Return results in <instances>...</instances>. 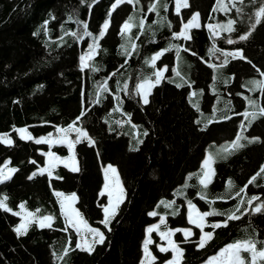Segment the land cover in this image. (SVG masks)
<instances>
[{"label": "trees", "instance_id": "1", "mask_svg": "<svg viewBox=\"0 0 264 264\" xmlns=\"http://www.w3.org/2000/svg\"><path fill=\"white\" fill-rule=\"evenodd\" d=\"M186 2L177 14L175 0H121L118 5L116 0H0V134L13 141L11 146L0 143V167L8 162L17 169L10 180L0 184V200L6 196L12 212L23 204L39 217H53L50 227L30 223L26 233L18 236L14 229L20 217L0 209V264H139L145 230L160 216L170 229L191 227L186 219L188 201L199 212L215 209L221 215L205 218L204 231L213 236L203 248L198 247V228L191 227L193 233L187 241L180 231L174 233L173 240L182 252L179 264L201 263L237 241H255L258 249H264V209L252 214L247 204L253 195L260 197L253 201V207L264 204V173L246 192H240L264 166V116L252 119L249 115L245 120L237 115L258 113L259 107H264V94L259 89L248 91L250 81L264 80V17L247 41L226 42L229 36L235 40L250 30L254 12L264 0L255 4L244 0L243 5L236 0L237 7L243 8L242 16L235 8L227 16L213 11L218 3L231 7L233 0ZM150 7L155 10L150 12ZM195 13L199 14V25L188 30L190 39L173 37ZM229 18L236 20L235 31L217 29L219 36L213 37L208 25L226 23ZM105 21H109V29L99 39L90 67L82 71L80 56L87 52L92 36L98 37ZM126 22L130 28L120 35ZM84 23L92 36H83ZM165 49L170 50L155 65L146 63ZM237 49L247 60L229 57L226 65L216 69L205 63L219 65L225 59L222 52ZM163 66L167 70L151 91L147 105L139 97L118 90L125 83L132 90L145 79L154 81V72ZM111 73L115 75L107 80L108 92L100 91L97 102L98 85ZM249 99L257 106L250 105ZM115 108L119 110L113 111ZM82 109L86 114L75 127L83 128L94 144L82 140L73 146L79 171L57 166L51 178L39 175L45 153L51 149L66 156L67 149L37 144L35 139L67 128L81 116ZM241 122L247 129L245 137L259 139L241 140L243 147L225 153ZM18 128H26L33 139H21L16 134ZM69 137L74 141L76 133ZM210 154L214 175L203 188L198 183L201 163ZM104 165L116 168L124 190L111 231L98 223L103 219L100 205L106 204L105 196H100ZM34 172L37 175L28 179ZM57 191L74 193L75 207L86 225L104 232L105 242L96 245L91 254L75 249L76 233L64 230ZM241 200V211L236 213L241 219L229 221L226 227H211L224 221ZM172 201V207H167ZM245 209L248 214H243ZM150 212L157 215L150 216ZM155 245L153 242L149 247L156 257L153 264L171 258L170 251L160 252ZM241 255L247 258L249 254Z\"/></svg>", "mask_w": 264, "mask_h": 264}, {"label": "snow or ice", "instance_id": "2", "mask_svg": "<svg viewBox=\"0 0 264 264\" xmlns=\"http://www.w3.org/2000/svg\"><path fill=\"white\" fill-rule=\"evenodd\" d=\"M121 2V0H116V4L118 5ZM128 2H133V0H128ZM135 2H138V0H135ZM251 2L253 4L256 3V0H251ZM240 4H244V0H239ZM116 5H114L113 7L115 8ZM180 2L178 0L177 2V6H176V11L177 14H179V9H180ZM184 6H187V2L186 0H184ZM235 8L236 13L238 15H244L243 12V8L242 7H237L236 4V0H233L231 7H228L225 4L222 3H218L217 7H214L213 11H220L223 12L226 16L228 15V13H230L232 11V9ZM154 7H150L149 11H154ZM110 16V14H109ZM198 16L199 14H194L191 19L188 21L187 24H184L183 29L181 30V32L179 34L177 33H173V37H183L184 40H188L190 39V36L188 35V30L190 28H194L197 27V20H198ZM254 16H255V21L253 23L250 24V30L240 34L238 36L237 39H233L231 38V36H229L227 38V44L228 45H232L234 43H237L239 41H247L249 39V36L252 35V30H254L257 25H259L261 23V18L264 17V4H262L255 12H254ZM249 20H251V16L248 17ZM131 19V18H129ZM47 24V21L45 22V25ZM236 24V20L229 18L227 19L226 23H219L217 25H215V27L213 28V26H209V28L213 31V35L216 36L217 35V29L222 30V31H227L229 33H232L233 31H235L234 25ZM84 28V32H83V36H92V33L88 32V25L86 23H84L83 25ZM109 21H105V23L102 25L100 31H99V35L97 36H92V43L88 45V50L87 52H85L83 55L80 56V67L81 70L83 71L86 68L90 67V61L93 60L95 53L97 52V49L99 47L98 41L99 39L103 38L106 34V31L109 29ZM141 28H143V21H141ZM130 25L129 23H124L123 26L121 27L120 30V35H125L126 30H129ZM71 35H73L74 37L77 38H83L82 36H80L77 33H71ZM122 48L125 47V45H121ZM133 48H135V45H133ZM170 49H165V50H161L158 51L156 54H154L151 57L150 62L146 61V63H150L151 65H155V62L157 61V59L164 55L165 51H168ZM185 51H188V49H185ZM125 54L127 56H131L130 52H125ZM179 50H177L176 55L179 56ZM193 55H195V53H193ZM222 55L225 57L224 60L220 61L219 65H214L211 63H208L207 61H205V63L207 64V66L209 68H213L216 69L218 67H222L224 65H226L228 63V58L231 57L233 60L236 59H240V60H247V58L243 55V51L241 49H237L234 51H224L222 52ZM219 59V58H217ZM250 63V61H248ZM125 63H127V60H125ZM167 66H165L166 70ZM93 71H97L98 69H96L95 67H92ZM164 70H157L154 72V76H155V80L154 81H150L148 79H145L143 82L141 83H137L135 85V88L130 90L127 83H125L122 88H119V91H123L125 95L135 98V97H139L140 100H142L143 104L147 105L149 103L148 100V96L150 95V90L155 87L156 85H158L161 81V79L163 78V71ZM257 71H259V69H257ZM115 75V73H111L109 74V76L105 79V82L103 85H98V92H97V102H99V97H100V91L103 92H108V88H107V80L111 79L112 76ZM262 75H264V73H262ZM215 76L213 77V79L215 80ZM225 83H227V81H225ZM250 84L252 85L251 88H248V91H256L257 89H259L261 91L262 94H264V80H253L250 81ZM178 87L180 85H177ZM237 95H242L241 93H237ZM115 99L118 100L119 103V98L118 97H114ZM247 99V98H246ZM249 103L250 105H252L253 107H256V101L255 100H251L249 99ZM119 108H115L113 109V111H118ZM86 114V111L82 109L81 111V116L76 118V121H74L72 124H69L67 128H57V132L60 133H64L63 136H61L59 139L61 142L67 140V147L69 150V153L72 152L73 150V146L77 143H80L82 140H87L88 144L91 146L94 144V141L89 137L88 133L80 127H75V124L77 122L80 121V119ZM237 115H243L245 120L248 119L249 115H251L252 119H255L257 117V115L259 116H264V107H259V111L258 113L256 111H253L251 113H249L248 111H245L244 113H237ZM232 117H226V119H231ZM211 122V121H210ZM240 130L237 132L235 139L231 142L228 143V146L223 150L225 153L229 152L230 150H235L237 148L243 147L244 145H242L240 143L241 140H245L248 139L249 142H252L253 140H257L259 138H247L244 135V132L247 130L246 126L243 122L240 123ZM20 132V138L21 139H25V132L26 129H19L18 130ZM69 132H75L76 133V139L73 140H68L67 137V133ZM145 136L148 135L147 132L144 133ZM27 139L31 140L32 137L29 135L27 136ZM0 143H4L6 145L11 146L13 144L12 139H10L8 137V135H0ZM35 143L40 144V143H52V139H51V135H49L48 138L46 139H36ZM49 155H52L51 153H49ZM55 159H59V157H55ZM213 159L214 157L210 154L206 159L203 160L202 162V175L200 176L198 183L203 186V188H207L208 184L211 183L212 180V176L214 175L213 170L211 168V165L213 163ZM32 163H36L35 161H32ZM67 167H69V170L72 172H76L79 171L78 167L76 166V162L75 159H72V163L71 165H66ZM17 171L16 168H8L7 171H4L3 168H0V184H3L5 181H8L12 178V173H15ZM45 171H48V175L51 178L52 176V172L41 168L39 170V175H44ZM108 172H112L113 174L116 173V169L112 166H108V168L105 170V189H108V184H107V173ZM262 173H264V166H262L259 171L254 174L247 182L246 185H244L243 188L240 189V192H246L248 185L253 184L257 177L260 176ZM35 175H37V173H33L31 176L28 177V179H32ZM59 178V177H58ZM230 183V182H229ZM187 186V185H185ZM240 192L236 193V196L240 195ZM55 195L57 197H63L62 200L59 201L60 203V208H61V214L64 216L65 218V228L64 230L66 231L68 229L69 226H71L72 228L75 229L76 233H77V237H81L83 235V239H78L76 244H75V249H79L82 252H87L88 254H91L94 251V248L96 245H100L103 244L105 242V234L104 232H102L100 229L98 228H93V227H88L83 219L80 217V213L72 207V205L76 202L77 200V196L75 194H72L70 196H64L63 193L61 192H55ZM105 192L102 191L100 192V196H104ZM107 196H108V203L106 205L101 204L100 206L103 208V219L100 220L98 223L102 224L104 228L108 229V231H111L110 228V224L112 222V220L116 217L117 215V211L119 209L120 204L123 203V189L119 187V185H116V194L114 195L112 190H108L107 191ZM200 198L204 199L205 195L203 192L200 193ZM233 199L235 197H232ZM7 199V197L5 196L4 199L0 200V209H2L4 212H12V210L6 205L5 200ZM260 197L253 195L252 197H250L247 201V204L249 206V208H251L252 214L255 213H259L262 211V209H264V204H256L255 207H253V201L259 200ZM226 202V201H225ZM161 203H164V201H161ZM175 202H169L167 203V207L171 208L172 205ZM244 203L243 200L240 201L239 204L236 205L235 211L232 212L231 214H228L226 216V219L222 222H217L211 225V227L218 228L221 226H227L229 221L232 220H239L241 219L240 215H237V212L241 211V205ZM21 208L24 207L23 204L20 205ZM188 222L190 224L195 225L196 227L200 228L201 230V236H200V240L198 243V247L199 248H203L205 246V243L210 240L213 236L212 232H204V226H205V218L208 216H212V215H221V213L216 212L215 209H213L212 211H205L203 213L197 212L195 209V206L192 204L191 201H188ZM195 213V217L194 214ZM13 215H19V213L16 212H12ZM243 214H248V209H245ZM29 215H31V213H29ZM150 216H156L157 213L156 212H150L149 213ZM53 220L52 216H48L45 215L43 216L40 220H39V227L40 228H44V227H50L51 226V221ZM164 223V218L161 217L160 218V224ZM83 229H86V232H82V227ZM159 228V224L155 225L154 227H149L147 229L148 233H152L153 231L158 230ZM26 225L25 224H21L20 226L16 227L14 229V231L17 233V235H23L26 233ZM176 231H181L180 229H177ZM172 232L168 231V232H161L160 236L161 238H168V243L169 245H171V249L174 253H176V255H182V252L180 251L179 247L174 244L171 240V236H172ZM183 235L185 237V240L187 241V239L192 235V231L190 229H185L183 230ZM88 237H91V239H89ZM150 241L146 240L145 241V247H144V254L146 257H148L150 260H155L156 257L152 256L149 253L147 244ZM74 249V250H75ZM159 251L160 252H167L169 251L168 248L166 247H159ZM68 249H65V254H67ZM242 253H248V257H243L241 254ZM258 261H264V249H258L257 248V242L255 241H251V240H246V241H237L231 244H228L226 247L222 248L220 250V252L218 253V255L213 256L211 259L208 260V264H258ZM141 264H145L144 261H141ZM166 264H177L176 259L174 258L173 260L167 261Z\"/></svg>", "mask_w": 264, "mask_h": 264}, {"label": "rangeland", "instance_id": "3", "mask_svg": "<svg viewBox=\"0 0 264 264\" xmlns=\"http://www.w3.org/2000/svg\"><path fill=\"white\" fill-rule=\"evenodd\" d=\"M177 2H178V0H175V4H176V6H177ZM179 2H180V8L182 7V3H184V0H179ZM195 14H197V13H195ZM194 15V14H193ZM188 23V22H187ZM186 23V24H187ZM197 24L199 25V16H198V20H197ZM209 26H213V28L215 27L214 25H212V24H209L208 25V28H209ZM184 27V26H183ZM183 27H182V29H183ZM209 30L211 31V34L213 35V31L209 28ZM217 31V30H216ZM181 32V31H180ZM214 36V35H213ZM219 36V33H218V31H217V35L216 36H214V37H218ZM165 69V66H163L162 67V69H158V70H164ZM165 71V70H164ZM152 90V89H151ZM151 90H150V92H151ZM142 101V100H141ZM19 129H26V128H18V129H16V134L20 137V132L18 131ZM71 132H69V133H67V137H68V140H71V138L69 137V134H70ZM0 135H6V134H0ZM25 139H23V140H29V139H27V136H31L32 137V139H33V135H32V133L30 132V131H28L27 129H26V132H25ZM49 135H51V139H52V143L51 144H49V143H45V144H47L49 147H51V146H53L54 144H62L63 146H65L66 147V149H67V155L66 156H60V155H58V154H52L51 152H50V150L47 152V153H45V158H46V155H47V158L45 159V164H44V166L43 167H40V168H38V170H37V173H39V170L41 169V168H44V169H47V170H49V171H53L52 169L56 166V165H62V166H64V167H66L67 169H69V167H67L66 165H71V163H72V159L74 158L75 159V162H76V166L78 167V165H77V161H76V156H75V154H74V148H73V150H72V152L71 153H69V150H68V147H67V140H65V141H63V142H61L60 141V137L61 136H63L64 135V133H60V132H55L54 134H49ZM49 135H47V136H44V137H40V138H38V139H46V138H48L49 137ZM10 139H11V137L10 136H8ZM49 153H51L52 155H49ZM55 157H59V159H55ZM208 157V155L206 156V158ZM205 158V159H206ZM47 161V162H46ZM47 163V164H46ZM108 166H112V165H104L103 167H102V174H103V179H104V184H103V189H102V191H104L105 192V198H106V204L108 203V196H107V191L108 190H112L113 191V193H114V195L116 194V185L118 184L119 185V187L120 188H122L123 189V187H122V185H121V181H120V178H119V175H118V172H117V170H116V173L115 174H113L112 172H108L107 173V177H108V179H107V184H108V189L106 190L105 189V183H106V181H105V170L108 168ZM112 167H114V166H112ZM0 168H3L4 169V171H7V169L8 168H11L10 166H8V162H4V164L0 167ZM115 168V167H114ZM211 168H212V170H213V166L211 165ZM116 169V168H115ZM45 172H47V175H48V171H45ZM46 174V173H45ZM101 191V192H102ZM62 193V192H61ZM64 194V196H70V195H72V194H74V193H69V194H66V193H63ZM56 198H57V200H58V204H59V206H60V203H59V201L60 200H62L63 199V197H57L56 196ZM123 199H124V190H123ZM76 203V202H75ZM75 203L72 205V207L73 208H75L76 210H77V208L75 207ZM105 204V205H106ZM196 209V208H195ZM60 210H61V208H60ZM103 210V209H102ZM78 211V210H77ZM188 206H186V219H187V222H188ZM196 211L197 212H199L197 209H196ZM79 212V211H78ZM103 212V211H102ZM16 213H19V217H20V222H19V224L16 226V227H18V226H20L22 223L23 224H25L26 225V229H27V225L28 224H30V223H36L37 225H39V220L42 218V217H39L38 215H36V213H33V212H29V211H27V210H25L24 208H21L20 206H19V210L16 212ZM29 213H31V215H29ZM200 213H202V212H200ZM104 215V214H103ZM194 215V217H195V213L193 214ZM63 216V215H62ZM80 217H81V215H80ZM63 218H64V216H63ZM82 218V217H81ZM160 218L161 217H159V219H158V221H157V223H155V224H153V225H151V226H149V227H154L155 225H158L159 224V228H158V230H156V231H153L152 233H148V231H147V229L149 228V227H147L146 228V230H145V239H144V242H143V245H142V250H143V252H142V258H141V260H140V262H139V264H141V261H144L145 262V264H153V262L156 260H150L148 257H146L145 256V254H144V247H145V241L146 240H148V241H150L148 244H147V247H148V250H149V253L152 255V256H154V254H153V252H152V250L149 248L150 247V245L151 244H153V242H155L156 243V249L157 250H159V247H166V248H168L169 249V251L171 252V258L169 259V260H166L165 262H163L162 264H166V262L167 261H170V260H173L174 258L176 259V261H177V264L180 262V260H181V255H176V253H174L173 251H172V249H171V245H169V243H168V238H161V236H160V233L161 232H168V231H171L173 234H172V236H171V240H172V242H173V236H174V233H175V231L176 230H174V229H170V228H168V227H166L165 226V217H163L164 218V223L163 224H160ZM52 222V221H51ZM50 222V223H51ZM64 223H65V218H64ZM85 223V222H84ZM86 224V223H85ZM190 224V223H189ZM190 225H192V226H194V227H196L195 225H193V224H190ZM205 225H206V223H205ZM15 227V228H16ZM82 227V232H86V229H83V226H81ZM89 227V226H88ZM205 227V226H204ZM68 228H70V229H72L75 233H76V231H75V229L74 228H72L71 226H69ZM196 228H198V227H196ZM185 229H190L191 231H192V233H193V229H191V228H183V229H181V234H182V236L184 237V235H183V230H185ZM199 230H200V228H198ZM200 232H201V230H200ZM17 234V233H16ZM201 234L202 233H200V236H201ZM76 235H77V233H76ZM153 235H154V238H155V240L153 239ZM192 236V235H191ZM190 236V237H191ZM189 237V238H190ZM84 237H83V235L81 236V237H77V240L78 239H83ZM89 239H91V237H88ZM185 238V237H184ZM188 238V239H189ZM174 243V242H173ZM198 243H199V241H198ZM228 245V244H227ZM227 245H225V246H223L222 248H224V247H226ZM222 248H220L215 254H213V255H211L210 257H208L205 261H203V262H201V263H198V264H208V260L209 259H211L213 256H216V255H218V253L220 252V250L222 249ZM155 257V256H154Z\"/></svg>", "mask_w": 264, "mask_h": 264}, {"label": "crops", "instance_id": "4", "mask_svg": "<svg viewBox=\"0 0 264 264\" xmlns=\"http://www.w3.org/2000/svg\"><path fill=\"white\" fill-rule=\"evenodd\" d=\"M122 26H123V25H122ZM242 142H243V141H242ZM50 152H51V151H50ZM51 153H52V152H51ZM52 154H53V153H52ZM46 158H47V155H46ZM46 158H45V159H46ZM205 158H206V157H205ZM46 162H47V161H46ZM46 164H47V163H46ZM57 166H62V165H56L53 169H55ZM53 169H52V170H53ZM45 173L47 174V172H45ZM180 229H183V228H180Z\"/></svg>", "mask_w": 264, "mask_h": 264}, {"label": "clouds", "instance_id": "5", "mask_svg": "<svg viewBox=\"0 0 264 264\" xmlns=\"http://www.w3.org/2000/svg\"><path fill=\"white\" fill-rule=\"evenodd\" d=\"M158 69H162V67H160V68H157L156 70H158ZM166 70H167V68H166ZM166 70L164 71V73L166 72ZM154 88V87H153ZM153 88H152V90H153ZM151 90V91H152ZM151 94V93H150Z\"/></svg>", "mask_w": 264, "mask_h": 264}]
</instances>
